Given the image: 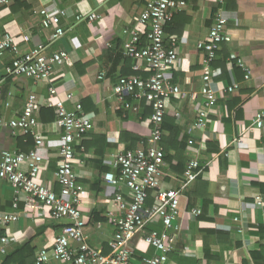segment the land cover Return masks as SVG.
Here are the masks:
<instances>
[{
	"label": "crops",
	"instance_id": "1",
	"mask_svg": "<svg viewBox=\"0 0 264 264\" xmlns=\"http://www.w3.org/2000/svg\"><path fill=\"white\" fill-rule=\"evenodd\" d=\"M149 1L11 0L9 6L0 8V32L17 36L21 55L30 54L41 45L47 46L48 54L61 51L69 54L68 61L55 69L51 84L23 76L6 78L5 66L13 56L5 55L0 62V81L6 78L0 108L5 120L18 118L30 94H35L43 104L51 99L50 86L57 89L53 101H66L69 110L76 103L82 104L86 116L93 120V129L81 148H76L74 172L81 188L88 243L105 255L110 253L109 244L116 231L109 221L111 213L118 215L114 200L119 193L129 194L124 186L119 192L105 176L119 174L116 157L145 142L152 128L151 108L131 99L138 105V111L125 109L114 95V86L121 76L148 77L145 63L126 57L123 46ZM45 7L67 12L62 26L68 32L57 41L52 40V29H44L36 14ZM216 9L217 0H188L165 30L167 41L177 38L178 53V61L167 70V76L184 95L173 96L168 102L161 142L167 159L160 182L164 189H179L192 159L198 160L202 173L182 192L180 216L172 228L165 229L156 220L133 239L132 246L139 258L157 253L143 238L146 233L158 231L168 235L171 249L168 264H264L263 216L255 207V196L260 194L264 198V131L254 128L257 113L264 111V0L227 1L232 43L224 45L217 60L207 66L206 54L198 49V44L208 40ZM94 11L100 16L96 22L75 23L77 14ZM238 60L248 69V80L245 78L248 73L237 65ZM103 72L104 79H98ZM205 74L212 75L218 102L208 125L199 129L194 122L202 105ZM234 82L240 88L233 93L225 92ZM70 93L74 95L73 102L66 100ZM48 110L51 109L42 108L37 129L43 137L38 149L44 158L40 181L59 193L55 173L60 131L56 111L52 109L50 117ZM21 135L24 134L15 135L11 129L0 127V153L20 151ZM238 138L241 142L235 146ZM34 149L36 143L26 152ZM14 199L11 185L0 179V214L21 212L19 222L5 231L9 245L6 254L0 257V264L23 248H27L26 253L32 252L34 262L42 250L52 255L62 223L49 214L24 213V196L19 210H14ZM49 264L67 263L52 259Z\"/></svg>",
	"mask_w": 264,
	"mask_h": 264
},
{
	"label": "built area",
	"instance_id": "2",
	"mask_svg": "<svg viewBox=\"0 0 264 264\" xmlns=\"http://www.w3.org/2000/svg\"><path fill=\"white\" fill-rule=\"evenodd\" d=\"M228 0H217L214 22L209 32L208 40L198 44V49L205 52L204 63L213 64L224 45L232 43V36L228 32L232 19L226 14ZM11 0H0V8L9 6ZM188 0H151L138 17L136 27L130 32V39L123 46L124 55L146 65L147 78L120 77L114 86V95L125 109L138 111L139 103L144 102L151 108V132L145 142L135 150H126L115 160V167L119 174H107L106 181L119 192L126 187L129 194H117L114 200L115 213H111L110 223L116 228L113 240L110 242V253L105 255L92 248L86 235V222L82 216L81 188L74 172L76 148L81 146L85 137L93 129V120L86 116L81 103H76L73 110L66 107V101L53 99L57 96V89L50 86V98L41 103L35 94L27 98L21 116L12 120H5L0 108V127L9 128L13 134L22 133L32 135L36 149L30 152L6 150L0 153V179L7 181L15 194L14 210H19L23 200V212L36 215H47L62 223L60 233L55 238L52 255L42 250L37 255L34 264H49L56 260L67 264H168V246L166 232L152 231L144 234V242L157 253L152 257L139 258L132 246L133 239L147 230V226L160 220L165 229L172 228L180 216L182 192L193 184L201 175L202 168L197 159H192L184 171L183 182L179 189L167 190L162 188L160 178L165 166V151L161 146L164 133V123L167 116L168 102L173 96L184 95L181 89L172 84L167 76V70L178 61L177 38L166 39V27L174 16L184 10ZM41 18L44 29H52V40L64 37L68 30L62 26V19L67 12L57 7L41 8L36 12ZM100 19L94 11L88 14H77L75 23L91 24ZM111 47V45H110ZM12 55L11 62L5 66L6 78L23 76L35 82L51 84L55 69L63 66L69 59L65 51L48 54L47 46L41 45L27 55H21L17 36L0 32V62L5 55ZM237 65L248 73L244 62L237 61ZM139 70V66H135ZM213 73L215 71H212ZM103 72L98 79L103 80ZM6 78L0 81V96ZM249 79V73L245 77ZM202 105L198 111L194 127L204 129L218 102V93L213 87L211 74L203 77ZM240 88L237 82L229 85L225 92L233 93ZM74 101L72 93L67 99ZM54 109L57 114L56 125L60 131V146L58 151V169L55 178L60 186V192L44 185L40 181V174L44 165V158L38 149L43 144V137L38 132L39 115L42 108ZM179 117V114H175ZM254 128L264 131V111L257 113ZM235 146L240 144L238 138ZM193 143V142H191ZM26 166V170L24 169ZM151 195V196H150ZM153 197L154 203L149 206L148 199ZM255 207L262 213L264 228V198L255 196ZM195 213V212H194ZM196 214H200L197 211ZM21 212L0 214V257L6 254L9 238L5 231L12 224L19 222ZM264 244V241H263Z\"/></svg>",
	"mask_w": 264,
	"mask_h": 264
},
{
	"label": "trees",
	"instance_id": "3",
	"mask_svg": "<svg viewBox=\"0 0 264 264\" xmlns=\"http://www.w3.org/2000/svg\"><path fill=\"white\" fill-rule=\"evenodd\" d=\"M219 55V54H218ZM48 114L50 115V117L52 116L53 114V110H48ZM53 118H51L52 120ZM165 125V123H164ZM33 136L31 135H21L19 138H18V147L20 149V152L21 151H28L30 150L31 148L34 147V144H35V141L34 139L32 138ZM27 141V142H25ZM82 146V145H81ZM81 146H77V148H81ZM165 159H167V157L165 156ZM179 165V164H178ZM181 165V164H180ZM151 196V195H150ZM149 201V204L152 205L154 203V200L151 199V197L148 199ZM27 250V248H23V249H20V251L18 253H13L11 254L5 261L4 264H10L14 261L18 262V264H33L34 262V259H33V254L32 252L29 254V253H26L25 251ZM29 251V250H28ZM11 258H14V259H11ZM18 258V259H17Z\"/></svg>",
	"mask_w": 264,
	"mask_h": 264
}]
</instances>
